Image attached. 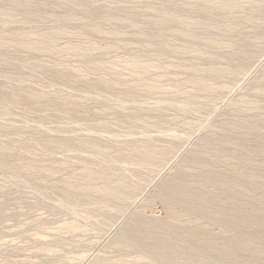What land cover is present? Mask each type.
<instances>
[{
  "label": "rangeland",
  "instance_id": "1",
  "mask_svg": "<svg viewBox=\"0 0 264 264\" xmlns=\"http://www.w3.org/2000/svg\"><path fill=\"white\" fill-rule=\"evenodd\" d=\"M0 264H264V0H0Z\"/></svg>",
  "mask_w": 264,
  "mask_h": 264
}]
</instances>
